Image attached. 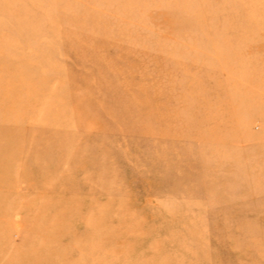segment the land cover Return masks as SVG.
Instances as JSON below:
<instances>
[{
  "label": "rangeland",
  "instance_id": "1",
  "mask_svg": "<svg viewBox=\"0 0 264 264\" xmlns=\"http://www.w3.org/2000/svg\"><path fill=\"white\" fill-rule=\"evenodd\" d=\"M0 264H264V0H0Z\"/></svg>",
  "mask_w": 264,
  "mask_h": 264
}]
</instances>
